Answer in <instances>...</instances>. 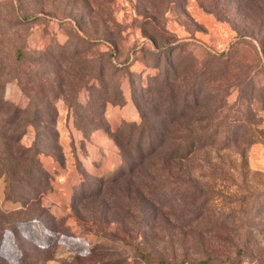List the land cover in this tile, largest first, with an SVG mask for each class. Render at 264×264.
<instances>
[{
  "label": "rangeland",
  "instance_id": "374dc122",
  "mask_svg": "<svg viewBox=\"0 0 264 264\" xmlns=\"http://www.w3.org/2000/svg\"><path fill=\"white\" fill-rule=\"evenodd\" d=\"M142 128L212 148L132 172ZM0 216V264H264V0H0Z\"/></svg>",
  "mask_w": 264,
  "mask_h": 264
},
{
  "label": "trees",
  "instance_id": "16d2710c",
  "mask_svg": "<svg viewBox=\"0 0 264 264\" xmlns=\"http://www.w3.org/2000/svg\"><path fill=\"white\" fill-rule=\"evenodd\" d=\"M104 54V53H103ZM104 56L106 59H103L104 61H101L102 64L100 66V74L101 77L104 79L103 81V88L108 87L109 84H115L113 81V78L118 74V67L114 66L113 60H112V54L105 53ZM107 60V61H106ZM182 63L178 66L181 67ZM190 69V64L186 65L183 69V72L187 73ZM195 69L193 68L192 72ZM117 71V72H116ZM196 71V70H195ZM167 71L164 74V77L161 78V75L154 76L151 80L153 82L150 83V86L147 85L148 92H158V91H172L177 94L184 95L185 98L183 100L184 103L188 101L189 96H195L196 91H192V89H189V84L186 86L187 89L184 91L182 87L180 86H174V84L168 83V77L165 78V75H167ZM109 75V76H108ZM108 78V79H106ZM163 79V80H161ZM178 80V79H176ZM108 81V83H107ZM120 84V83H119ZM192 85V84H191ZM196 85L193 83V86ZM144 88V87H143ZM117 91L120 89L119 86H117ZM107 89H104V105L109 102V95L107 94ZM196 108V107H195ZM181 112H185L186 108L185 106L178 108ZM192 110V109H191ZM195 110V109H194ZM193 111V110H192ZM165 128V127H164ZM184 129H187V127H182ZM168 130V127L165 128V130ZM146 133H148L147 128H142L140 132H138V139L136 140V143L133 144V133L130 134V137L128 140H124L122 138L118 139V142H120V148L123 154L124 159L129 162V171H134L138 166L142 165H154L157 164V162H162L163 164L168 163H189L196 160V154L200 153L202 151H206L207 149L212 148V141L205 139V138H196L192 136H181V137H168V138H155L153 136L147 137ZM120 140V141H119ZM146 140V141H145ZM226 147V146H225ZM30 156L29 159H27V163L25 164H19L15 163V167L11 170L10 176L14 177L12 179V182L21 183V181H27L25 179V169L31 168L35 172L34 179L30 178L28 176L29 187L34 188L36 186V189L33 190V197L28 200L26 203V208L32 212H34V206H42V203L40 202L41 198L46 194L45 191H43L44 186H49L48 190L51 189L50 184L52 183V175L49 172H46L42 166H40V163L38 162V152L34 151L31 152V150L25 151V155ZM26 162V161H24ZM123 172L120 170V173ZM24 178V180H23ZM11 192L14 191V189L10 188ZM47 190V191H48ZM94 193V192H93ZM104 193V188H101L99 192H95L93 195H99L101 196ZM41 197V198H40ZM37 201V202H35ZM5 220L0 216V226L4 224ZM211 259H207L202 262V264H209ZM170 264V263H167Z\"/></svg>",
  "mask_w": 264,
  "mask_h": 264
}]
</instances>
